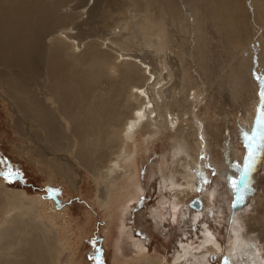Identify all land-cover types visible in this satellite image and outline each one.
<instances>
[{
  "label": "bare ground",
  "instance_id": "obj_1",
  "mask_svg": "<svg viewBox=\"0 0 264 264\" xmlns=\"http://www.w3.org/2000/svg\"><path fill=\"white\" fill-rule=\"evenodd\" d=\"M115 1L0 0V87L15 128L33 155L73 188L80 187L85 169L101 184L100 195L109 194L107 212L121 182L132 196L137 135L145 121L155 131L162 125L177 134L183 129L175 141H191L197 157L196 116L220 120L227 130L232 120L202 111L204 94L223 105L234 99L253 119L264 87V0H127L133 13L118 30L112 26L105 47L98 39H76L77 25ZM212 145L210 140L215 152ZM233 151L229 136L218 151L225 170L235 165ZM188 162L189 156L179 159L172 178L182 184L177 204L188 194L186 186L196 185ZM40 199L0 179V264H72L74 244L63 255L59 240L64 231L71 238L74 228L56 223V213L42 210ZM245 224L233 228L231 255L258 242L262 250L264 223L255 225L250 217ZM140 254L133 264H165L161 256Z\"/></svg>",
  "mask_w": 264,
  "mask_h": 264
},
{
  "label": "rangeland",
  "instance_id": "obj_2",
  "mask_svg": "<svg viewBox=\"0 0 264 264\" xmlns=\"http://www.w3.org/2000/svg\"><path fill=\"white\" fill-rule=\"evenodd\" d=\"M116 1L104 9L98 6L93 16L97 19L77 25L76 39L83 42L98 39L105 47L111 31L119 29L121 22L133 13L127 0H122L126 5L118 3L120 9L117 2L121 0ZM104 11L110 12L107 14L112 18L103 15ZM140 47L136 45L137 49ZM260 89L257 95L261 94V98L253 119L246 111L247 106L240 104L242 109L238 110L234 99L229 97V102L223 105L204 94L202 111L208 108L217 114H229L232 120L229 132L220 120L196 116L197 157L192 156L191 141H175L183 129L177 134L162 125L155 131L149 124L151 121H145L137 135L138 180L130 186L132 196L124 193L127 183L121 182L117 192L111 191L112 204L107 212L103 203L109 194L100 195L101 184H96L85 169L79 173L80 187L75 189L33 155L32 147L15 128L11 107L0 87V179L7 187L40 196L41 209L56 213L54 219L59 225L63 223L61 227L67 228V222L72 225L73 236L69 238L64 231L66 235L63 232L59 240L63 255H68L70 245L74 244L72 264H133L132 259L140 261L141 251L161 256L165 264H264L262 241V250L259 242L232 255L229 250L235 225L246 227L245 220L249 222L250 217L255 225L264 223V213L259 209L264 206V87ZM207 114L215 116L211 111ZM155 132L153 141L147 143L145 137ZM229 136L235 165L225 170L218 151ZM210 140L215 152L209 147ZM184 156H189L187 167L193 172L196 185L192 189L186 186L188 194L177 204L182 193L177 186L181 183L173 184L172 178ZM129 198L132 200L128 201ZM59 212L64 214L59 216Z\"/></svg>",
  "mask_w": 264,
  "mask_h": 264
},
{
  "label": "water",
  "instance_id": "obj_3",
  "mask_svg": "<svg viewBox=\"0 0 264 264\" xmlns=\"http://www.w3.org/2000/svg\"><path fill=\"white\" fill-rule=\"evenodd\" d=\"M197 199V201H198V198H196ZM198 204V202H196V205Z\"/></svg>",
  "mask_w": 264,
  "mask_h": 264
}]
</instances>
